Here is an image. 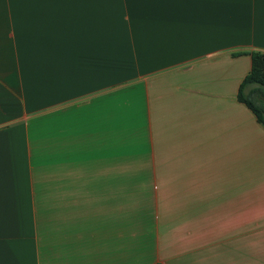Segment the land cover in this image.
Returning a JSON list of instances; mask_svg holds the SVG:
<instances>
[{
	"label": "crops",
	"instance_id": "obj_1",
	"mask_svg": "<svg viewBox=\"0 0 264 264\" xmlns=\"http://www.w3.org/2000/svg\"><path fill=\"white\" fill-rule=\"evenodd\" d=\"M254 51L264 0H0V264H264Z\"/></svg>",
	"mask_w": 264,
	"mask_h": 264
},
{
	"label": "trees",
	"instance_id": "obj_2",
	"mask_svg": "<svg viewBox=\"0 0 264 264\" xmlns=\"http://www.w3.org/2000/svg\"><path fill=\"white\" fill-rule=\"evenodd\" d=\"M250 58V70L239 84L237 99L244 103L264 126V52H251Z\"/></svg>",
	"mask_w": 264,
	"mask_h": 264
},
{
	"label": "rangeland",
	"instance_id": "obj_3",
	"mask_svg": "<svg viewBox=\"0 0 264 264\" xmlns=\"http://www.w3.org/2000/svg\"><path fill=\"white\" fill-rule=\"evenodd\" d=\"M223 205H227L226 199H221Z\"/></svg>",
	"mask_w": 264,
	"mask_h": 264
}]
</instances>
